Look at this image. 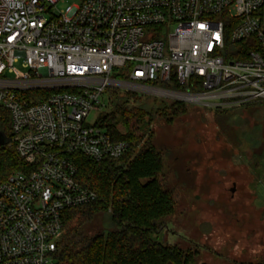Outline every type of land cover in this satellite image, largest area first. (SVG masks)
I'll return each instance as SVG.
<instances>
[{
    "label": "built area",
    "instance_id": "obj_1",
    "mask_svg": "<svg viewBox=\"0 0 264 264\" xmlns=\"http://www.w3.org/2000/svg\"><path fill=\"white\" fill-rule=\"evenodd\" d=\"M60 3L0 0V108L24 165L0 183V264H55L64 213L97 198L73 157L100 163L130 149L87 122L106 89L204 109L264 104V0ZM169 82L185 91L155 87Z\"/></svg>",
    "mask_w": 264,
    "mask_h": 264
},
{
    "label": "rangeland",
    "instance_id": "obj_2",
    "mask_svg": "<svg viewBox=\"0 0 264 264\" xmlns=\"http://www.w3.org/2000/svg\"><path fill=\"white\" fill-rule=\"evenodd\" d=\"M62 1L57 10L77 3ZM146 96L141 101L147 105L175 101ZM186 105L183 114L155 116L149 126L163 159L159 179L175 200L166 230L156 239L196 252L200 264L264 261V164L250 159V151L264 143V104L229 108L226 124L225 109L216 116L215 109ZM102 110L87 122L97 123Z\"/></svg>",
    "mask_w": 264,
    "mask_h": 264
},
{
    "label": "trees",
    "instance_id": "obj_3",
    "mask_svg": "<svg viewBox=\"0 0 264 264\" xmlns=\"http://www.w3.org/2000/svg\"><path fill=\"white\" fill-rule=\"evenodd\" d=\"M256 16L264 25V5ZM248 46L244 42L234 48ZM114 77L123 79L124 75ZM155 87L185 91L171 82ZM188 90L196 92L200 88ZM104 94V108L96 124L113 140L127 142L130 149L118 160L100 163L80 155L73 157L76 181L97 198L91 204L64 213L55 264H200L196 252L156 239L166 230L165 220L173 214L175 200L159 179L164 170L163 159L151 141L149 126L153 117H177L187 110V105L179 101L147 105L141 101L146 95L112 88ZM228 110L225 109V124L230 118ZM223 112L215 109L216 116ZM0 131L11 140L8 114L2 108ZM250 159L255 165L264 164V143L250 151ZM23 168L11 142L0 146V183ZM94 221H98L95 227Z\"/></svg>",
    "mask_w": 264,
    "mask_h": 264
},
{
    "label": "water",
    "instance_id": "obj_4",
    "mask_svg": "<svg viewBox=\"0 0 264 264\" xmlns=\"http://www.w3.org/2000/svg\"><path fill=\"white\" fill-rule=\"evenodd\" d=\"M11 140L5 136L3 132L0 131V146L10 144Z\"/></svg>",
    "mask_w": 264,
    "mask_h": 264
}]
</instances>
